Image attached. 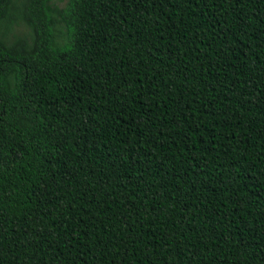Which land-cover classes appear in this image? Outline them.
Here are the masks:
<instances>
[{
    "label": "trees",
    "instance_id": "trees-1",
    "mask_svg": "<svg viewBox=\"0 0 264 264\" xmlns=\"http://www.w3.org/2000/svg\"><path fill=\"white\" fill-rule=\"evenodd\" d=\"M0 0V264H264V0Z\"/></svg>",
    "mask_w": 264,
    "mask_h": 264
},
{
    "label": "rangeland",
    "instance_id": "rangeland-1",
    "mask_svg": "<svg viewBox=\"0 0 264 264\" xmlns=\"http://www.w3.org/2000/svg\"><path fill=\"white\" fill-rule=\"evenodd\" d=\"M24 0H16L15 3L19 6L16 16L13 19L12 24H10L8 30L5 31V35L8 41H12L16 36L28 35L29 29L26 24L22 21L21 11ZM67 0H52V5L56 7H64ZM3 32V28L0 27V33Z\"/></svg>",
    "mask_w": 264,
    "mask_h": 264
}]
</instances>
